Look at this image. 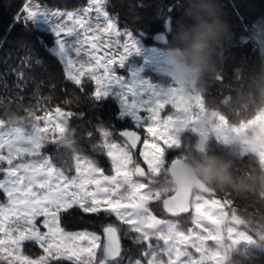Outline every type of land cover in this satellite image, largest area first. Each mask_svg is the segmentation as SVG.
<instances>
[{
    "label": "snow or ice",
    "instance_id": "6c2138e0",
    "mask_svg": "<svg viewBox=\"0 0 264 264\" xmlns=\"http://www.w3.org/2000/svg\"><path fill=\"white\" fill-rule=\"evenodd\" d=\"M23 12V16L18 14V19L27 21L43 17L52 25L67 78L82 86L81 78L88 75L96 83L91 97L95 101L106 98L112 86L120 82L114 65H124L133 50L132 39L126 30L122 32L118 29L117 18L110 16L106 10V0H88L87 7L70 12L41 8L33 0H28ZM65 17L71 25L63 21ZM62 34L76 38L70 46L74 55L65 54L69 45ZM101 52L102 55H97ZM82 53L85 57L83 62ZM85 64L97 71L103 69V75L86 69ZM18 75L23 78V73ZM16 87L21 85L17 83ZM121 101L126 111L134 114L137 120L135 126L146 127L151 139L141 141L136 131L125 130L119 133L125 139L117 144L112 140L111 131L100 128V143L94 146L107 149L106 155L111 158L114 174H104L99 166L84 158L76 162V175H68L48 156L21 164L14 163L10 154L0 155V163L4 165L0 166V173L3 174L0 192L7 198V203L0 205V264H123L127 253L122 247L120 230L116 225L109 223L103 228L102 235L88 231L69 232L62 227V213L74 206L87 214H112L128 226L129 232L136 234L132 239L142 246L140 255L139 258L129 259L128 264H197L196 256L189 251V242L180 235V224L158 218L152 207L157 201L150 199L148 190L143 187L148 183L150 169L154 165L158 167L155 162L171 144L170 135L181 116L176 111L180 101L172 91L148 100L134 88H128ZM165 105H170L174 112L162 118ZM54 111L52 116L50 110L44 109L43 114L38 116L52 136L56 135L62 121H69L74 115L60 107ZM79 115L83 116V113ZM157 126L162 131H157ZM15 131L6 135L11 136ZM84 135L92 137L87 131ZM4 137L5 133L0 132V149L5 148ZM140 143L143 144V151L140 152L142 161L134 159V150ZM37 147L40 148V145ZM142 163L146 167L141 166ZM162 207L173 217L191 212V209L182 206ZM192 223L199 226L200 218L193 217ZM30 243L37 244L43 254L35 258L25 255L23 249ZM199 264H204V261L200 260Z\"/></svg>",
    "mask_w": 264,
    "mask_h": 264
},
{
    "label": "trees",
    "instance_id": "16d2710c",
    "mask_svg": "<svg viewBox=\"0 0 264 264\" xmlns=\"http://www.w3.org/2000/svg\"><path fill=\"white\" fill-rule=\"evenodd\" d=\"M106 1V10L117 18L118 28L139 35L146 45L157 44L169 49L181 25L193 22L186 14L187 0ZM26 3L28 0H0V120L10 122L42 115L44 109L53 111L57 107L71 111L74 115L69 127L76 146L68 148L64 144H50L43 151L68 175L74 173L75 154L98 159L99 164L110 172L106 157L94 154L99 126L120 133L132 131L135 125L129 118L123 120L119 117V107L112 97L99 102L91 98L95 92L93 80L86 79L82 86H77L67 78L63 63L51 50L55 44L52 31L35 19H18V14L24 15ZM33 3L50 9L74 11L87 5L88 0H33ZM219 4L228 31L212 54V71L198 89L210 108L220 110L233 122H242L264 108V96L249 86L264 69L263 53L250 37L255 24L264 18V0H219ZM158 36H163L164 40L158 42ZM18 73H23V78ZM17 83L21 87H16ZM86 131L92 137H86ZM188 138L183 136L182 146L171 150L169 155L172 159L215 155L229 161L237 180L247 178L250 181L251 186L246 192L205 184L232 204L245 227H249L264 244V191L257 179L264 176V167L258 156L242 153L238 147L214 140L208 142L205 150H197L198 138L194 135H188ZM4 197L0 192V200ZM154 211L161 217L168 216L162 208H154ZM61 223L69 231L101 232L109 223L113 224V216L87 214L74 208L62 214ZM248 256L258 264H264V249L258 247H247L234 254L232 262L248 264Z\"/></svg>",
    "mask_w": 264,
    "mask_h": 264
},
{
    "label": "rangeland",
    "instance_id": "374dc122",
    "mask_svg": "<svg viewBox=\"0 0 264 264\" xmlns=\"http://www.w3.org/2000/svg\"><path fill=\"white\" fill-rule=\"evenodd\" d=\"M84 7H87V5L82 8ZM47 9L52 11L59 10ZM93 15L95 14L93 13ZM35 20L54 34L55 44L51 50L60 59V45L52 25L43 17H36ZM63 21L71 25V21H67L66 17L63 18ZM118 29L122 32L124 31L120 28ZM126 31L131 36L133 50L127 57L123 66L114 65V67H116L114 71L116 75L120 77V82L112 86L107 96L112 97L117 103L119 107V117L123 120L129 118L133 121L134 125L137 123L134 114L127 112L121 101V96L128 88L136 89L142 93L143 98L148 100L162 97L169 91H172L180 101V106L176 111L179 112L181 116L176 121V127L170 135L171 144L168 145L163 155L155 162L158 167L154 165L153 168L150 169V173L147 177L148 183L143 184V187L148 190L150 199L154 198L157 201V203L153 202V208L163 209L162 206H171L170 201L178 194V186L175 182V178L171 174L174 162L178 158L175 157L172 159L169 154L171 150L178 149L182 146L183 136H186L187 139H189L188 135L196 136L198 139L195 147H197V150L201 151L205 150L208 142L211 140L231 147H238L242 153L250 152L257 155L264 167V108L249 120L242 122L231 121L220 110L210 108L207 104L208 102L205 101L202 93L197 87L186 88L176 82L168 66V49L157 44L146 45L142 37L133 34L129 30ZM62 37L67 39L69 45V47L65 49V54L69 56L74 55L70 46L75 43L76 38L74 36L67 37L64 36V34H62ZM250 37L253 40L252 42L257 44L260 48L264 56L263 17L260 18L253 27ZM157 38L158 42L164 40L163 36H158ZM85 47L87 48L88 46L85 45ZM102 54V52L97 53V55ZM81 57L83 62L85 58L83 53ZM63 65L65 68L64 63ZM85 68L97 71L88 64H85ZM97 75H103V69L97 71ZM81 79L84 81L91 78L85 75ZM93 82L96 90V83L94 80ZM50 112L52 116L55 115L54 110ZM171 112H174V109H171L170 105H165V108L161 112V117L164 118L167 114H171ZM142 115L146 114L142 113ZM38 116L39 115L28 116L10 122L0 120V132L5 133L4 138L6 139L5 148L0 149V155L6 156L10 154L14 158V163L26 164L35 162L39 160L41 156L50 157L43 151L44 147L50 144L61 145L66 135L71 136L72 129L69 127L71 118L69 121H62L56 130V135L52 136L50 130H45L46 125L43 119L38 118ZM37 128L40 130L37 131ZM99 128L107 129L102 126H99ZM13 130L17 131L13 132L11 136L6 135L7 132ZM107 130L112 132V140L117 144H121L125 139L120 136L119 133H115L110 129ZM132 131H136L142 138V141L145 138L151 139L150 134L147 133L146 127L138 128L135 126V129ZM157 131H162V129L157 126ZM99 143L100 137L96 144ZM160 143L161 146L164 147L163 142L161 141ZM38 144L40 148L37 147ZM142 151L143 144L141 143L139 150L134 151V159L142 161L143 158L140 155ZM106 152L107 149L94 148L95 155L106 157L110 172L105 170L103 164H99L100 162L98 159L75 154L73 157L74 173L72 175H76V162L82 158L99 166L104 174H114L111 158L106 155ZM179 158L184 159L185 157L182 156ZM0 166L4 165L0 163ZM141 166L145 165L142 163ZM2 176L3 174L0 173V178H2ZM211 191L212 192H203L201 190H194L187 204L183 206V208L191 209V212L188 214H182L179 217H173L166 211L167 217H161L157 215L155 211L154 214L160 219L171 220L180 224V235L185 236L189 242V251H192L196 256L197 264H199L200 260H203L204 264H234L232 262L234 254L242 252L247 247L264 249V244L253 235L251 232L252 230L249 227H245V224L241 220L238 221L240 217L233 211L232 204L222 197L217 196L213 190ZM6 203L7 198L5 196L4 199L0 200V205ZM74 208L80 210L75 206L72 209ZM106 214L113 216V224L120 230L123 248L127 253L123 264H128L129 259L139 258V250L142 246L135 244L132 239L136 234L129 232L128 226L118 221L114 215L109 213ZM193 217L200 218L199 226L192 223ZM62 227L64 226L62 225ZM41 230L45 231L43 228ZM65 230L69 231L66 228ZM102 230L101 232H96L87 229H79L69 232L88 231L102 235ZM0 236H2V234H0ZM245 237L247 239H245ZM23 252L25 255L32 258L43 254V250L35 243L28 244V246L23 249Z\"/></svg>",
    "mask_w": 264,
    "mask_h": 264
},
{
    "label": "clouds",
    "instance_id": "9594fccd",
    "mask_svg": "<svg viewBox=\"0 0 264 264\" xmlns=\"http://www.w3.org/2000/svg\"><path fill=\"white\" fill-rule=\"evenodd\" d=\"M219 0H187L186 14L191 23L181 25L175 33L173 45L168 51V66L172 76L184 87H202L205 77L212 71V54L228 31L221 18ZM250 87L264 96V69L253 78ZM63 144L74 148V137L66 135ZM175 182L178 186H191L197 180L209 185H219L246 192L251 184L247 178L237 180L229 161L215 155L202 158L186 156L175 168ZM264 191V176L257 178ZM248 264H258L251 256Z\"/></svg>",
    "mask_w": 264,
    "mask_h": 264
},
{
    "label": "water",
    "instance_id": "95a60500",
    "mask_svg": "<svg viewBox=\"0 0 264 264\" xmlns=\"http://www.w3.org/2000/svg\"><path fill=\"white\" fill-rule=\"evenodd\" d=\"M141 141H142V138H141ZM140 146H141V143L137 145V149L134 151L139 150ZM182 160L183 159H181V158H178L177 160H175L174 167L171 171V174L173 177L175 175L176 166L179 165ZM194 190H201L203 192H210L211 191L210 188L204 182L199 181V180H197L191 186H186V187L185 186H178V194H176L172 198V200L170 201L171 206H174V207H181L182 206L183 207L184 205H186ZM240 220H241V218H238V221H240ZM121 243H122V241H121Z\"/></svg>",
    "mask_w": 264,
    "mask_h": 264
}]
</instances>
